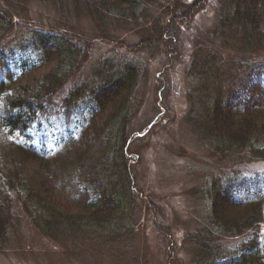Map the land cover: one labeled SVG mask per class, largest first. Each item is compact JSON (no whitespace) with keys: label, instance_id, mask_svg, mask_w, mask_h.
<instances>
[{"label":"trees","instance_id":"16d2710c","mask_svg":"<svg viewBox=\"0 0 264 264\" xmlns=\"http://www.w3.org/2000/svg\"><path fill=\"white\" fill-rule=\"evenodd\" d=\"M157 1L52 0L58 10L89 16L109 44L172 53L181 26L208 0H192L183 10L170 4L162 10ZM218 1L217 27L207 32L188 71L194 83L187 117L200 139L223 158L264 161V0ZM21 9L19 3L0 0V47L17 39ZM49 29L32 30L31 48L24 54L0 50V250L10 242L15 201L44 232L55 235L68 227L93 232L122 224L137 197L127 150L141 66L131 58L100 59L65 104H78L86 94L90 102L76 106L72 126L49 135L41 118L81 71L91 41ZM137 30L142 38L136 46L119 34ZM206 45L208 52L202 50ZM222 181L215 177L201 191L210 200V226L196 264H264V177ZM223 237L241 239L230 252L211 244Z\"/></svg>","mask_w":264,"mask_h":264},{"label":"rangeland","instance_id":"374dc122","mask_svg":"<svg viewBox=\"0 0 264 264\" xmlns=\"http://www.w3.org/2000/svg\"><path fill=\"white\" fill-rule=\"evenodd\" d=\"M12 1L23 8L18 16L23 23L17 39L8 44L10 47L1 46V51L11 48L19 54L28 52L32 30L49 31L50 26L91 38L89 56L81 71L69 79L41 118L49 135L72 126L77 119L76 106L90 102L86 94L78 104H65L100 59L131 58L141 66L127 150L137 197L132 208L128 207L129 215L120 219L122 224L113 223L93 232L68 227L55 235L44 232L15 201L10 242L0 250V264H196L197 248L210 226V200L201 191L210 188L215 177L223 178V183L264 177L263 160H244L234 155L223 158L214 146L200 139L187 117L188 92L194 83L188 71L207 32L217 27L219 1L208 0L206 7L182 25L175 52L166 54L109 44L101 39L89 16L68 8L58 10L52 0ZM191 1L158 0L160 7L155 6L154 11L159 14V8L164 10L167 4L183 10ZM119 34L131 46L142 38L136 31ZM206 46L202 50L208 52ZM261 233L264 235V224ZM240 239L223 237L211 244H222L231 252Z\"/></svg>","mask_w":264,"mask_h":264}]
</instances>
